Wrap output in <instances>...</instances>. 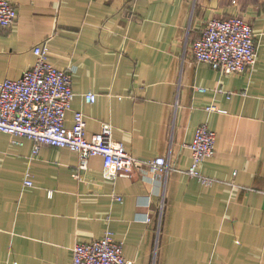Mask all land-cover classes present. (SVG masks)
I'll return each mask as SVG.
<instances>
[{
	"label": "crops",
	"instance_id": "0c3cea01",
	"mask_svg": "<svg viewBox=\"0 0 264 264\" xmlns=\"http://www.w3.org/2000/svg\"><path fill=\"white\" fill-rule=\"evenodd\" d=\"M9 1L0 82L21 77L46 41L49 62L71 71L65 124L82 111L90 137L109 122L138 163L106 178L100 155L77 169L69 148L34 154L32 140L0 132V264H70L76 242L107 231L133 264H264V0ZM235 14L251 23L254 65L223 74L194 60L206 21ZM201 123L216 135L199 165L209 185L186 171ZM157 156L166 170L145 162Z\"/></svg>",
	"mask_w": 264,
	"mask_h": 264
},
{
	"label": "built area",
	"instance_id": "2783aa9c",
	"mask_svg": "<svg viewBox=\"0 0 264 264\" xmlns=\"http://www.w3.org/2000/svg\"><path fill=\"white\" fill-rule=\"evenodd\" d=\"M15 20V6L9 0H0V28L12 26ZM191 49L194 60L207 62L223 74L252 67L257 56L251 23L240 14L209 18ZM48 50L46 41L36 44L34 64L21 77L0 82V132L9 134L13 142H20L22 137L32 140L34 154L42 144L69 148L77 153V169L85 168L89 157L100 155L106 178L129 176L138 159L112 137L109 122H103L100 130L90 137L85 134L86 119L82 111L73 112L71 126L65 124L66 112L74 97L71 71L52 65L47 58ZM83 95L89 102L96 99L91 91ZM207 109L221 110L214 104ZM215 140V132L201 123L189 143L191 163L186 171L207 185L214 180L203 175L199 165L214 154ZM145 162L154 172L164 171L168 165L163 156ZM23 184H32L30 174H26ZM116 199L121 197L116 196ZM71 252L70 264H133L124 257L122 242L114 240L110 231L89 241L76 242Z\"/></svg>",
	"mask_w": 264,
	"mask_h": 264
}]
</instances>
